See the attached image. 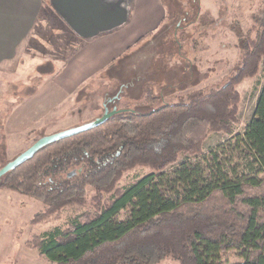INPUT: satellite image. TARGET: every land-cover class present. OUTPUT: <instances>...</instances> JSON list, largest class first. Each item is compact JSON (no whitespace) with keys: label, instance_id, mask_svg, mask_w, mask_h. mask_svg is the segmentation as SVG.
I'll return each instance as SVG.
<instances>
[{"label":"trees","instance_id":"16d2710c","mask_svg":"<svg viewBox=\"0 0 264 264\" xmlns=\"http://www.w3.org/2000/svg\"><path fill=\"white\" fill-rule=\"evenodd\" d=\"M190 1L198 9V0ZM218 2L225 6V0ZM176 10L162 19L168 21L164 34L181 29ZM48 14L46 6L38 23ZM252 17L246 31L237 18L231 23L240 55L222 85L145 112L116 108L102 124L43 146L0 177V188L42 204L32 224L55 223L64 211L75 215L62 227L31 234L26 247L54 264H156L167 258L177 264H222L229 251L238 257L229 264H264V0ZM258 71L261 81L243 134L202 154L209 133L233 134L235 86ZM120 93L106 96L103 107ZM159 99L146 92L143 104ZM181 154L194 158L177 162ZM135 167L150 172L117 187ZM87 187L94 190L91 209ZM125 209V218L118 219Z\"/></svg>","mask_w":264,"mask_h":264},{"label":"rangeland","instance_id":"374dc122","mask_svg":"<svg viewBox=\"0 0 264 264\" xmlns=\"http://www.w3.org/2000/svg\"><path fill=\"white\" fill-rule=\"evenodd\" d=\"M171 3L174 5V0L162 2L166 10L165 15L177 9V16L181 19L176 21L182 23L179 32L164 34L168 27V21L165 19L153 29L152 36L116 57L95 75L88 77L80 89L71 95L70 114L66 113L65 108L64 114L47 118L48 115L45 116L43 111H39L35 116L39 119L45 117L48 119L47 123L42 122L39 126L38 123H33L35 121L18 123L11 115L16 112L13 111L14 105L24 99L20 90L27 83L35 84L37 67L39 71L52 67L36 66L38 55L65 58V55L71 54L76 48L73 43L62 49L65 43L60 41L66 42L67 37L62 32L56 34L55 28L53 33H49V26L54 27L56 23L54 24L52 16L48 14L29 42L28 51L22 55V62L12 69L9 67L5 73H0V167L37 138L101 116L105 97H114L120 90V98L108 106L109 110L127 106L145 112L164 102L176 101L188 92L222 85L240 55L234 32L230 30L231 23L237 18L241 30L246 31L254 24L252 15L261 7L262 0H247L241 3L231 0L230 6L226 1L223 6L218 0H198V9L196 3L190 0H178L174 5L176 7ZM183 17L189 18V21L182 20ZM77 39L82 40L79 37ZM179 44L181 48H178ZM261 75V71H258L255 76L246 77L235 86L239 102L236 114L238 123L233 126L234 132L231 136L221 132L209 133L203 141L202 154H207L235 134H243L246 122L253 112ZM37 79L42 80V77ZM146 92L160 99L152 106H145L143 99ZM4 94L6 96H3ZM187 157L194 158L181 154L177 162ZM74 169L79 171L78 167ZM171 169L172 167L168 168ZM149 172L147 167H135L123 174L117 187H123ZM86 194L87 207L91 209L93 188L87 187ZM41 209L43 206L37 199L0 188V264H54L39 255L36 248L26 247L25 241L33 233L42 234L55 227H62L75 215L64 211L62 219L55 223L32 224L31 219ZM126 215L125 209L117 218L124 219ZM222 259V264H229L238 260V257L235 251H229ZM156 264L177 262L167 258Z\"/></svg>","mask_w":264,"mask_h":264},{"label":"crops","instance_id":"0c3cea01","mask_svg":"<svg viewBox=\"0 0 264 264\" xmlns=\"http://www.w3.org/2000/svg\"><path fill=\"white\" fill-rule=\"evenodd\" d=\"M225 1L230 6L231 0ZM237 1L241 3L247 0ZM46 6L50 10L54 24L56 23V26L49 27V30L51 29L49 33H53L55 28L56 34L62 32L66 35V42L60 41L62 44L65 43L63 50L73 43L76 44V48L71 54L65 55V58L38 55L36 66L52 67L41 70L42 72L37 67L35 84L27 83L20 90L24 99L14 105L13 111L16 112L11 115L18 123L21 121L27 124L35 121L33 123H38L39 126L46 122L48 119L45 117L39 119L35 116L39 111H43L45 116L48 115L47 118L50 116L53 118L55 114H64L65 108L66 113L70 114L73 92L80 89L88 77L95 75L116 57L128 51L140 37L153 32L166 13L162 0H132L129 20L124 26L88 40H80L45 0H0V73H5L9 67L12 69L22 62V55L28 51L29 42L42 25L38 23V19ZM41 77L42 80L37 79ZM29 87L34 89L28 90ZM28 91L30 93L27 94ZM10 121L11 118L8 122Z\"/></svg>","mask_w":264,"mask_h":264},{"label":"water","instance_id":"95a60500","mask_svg":"<svg viewBox=\"0 0 264 264\" xmlns=\"http://www.w3.org/2000/svg\"><path fill=\"white\" fill-rule=\"evenodd\" d=\"M47 5L79 38L88 40L124 26L132 0H45ZM117 109L104 108L103 114L80 125L37 138L25 150L0 167V177L30 159L43 146L102 124Z\"/></svg>","mask_w":264,"mask_h":264},{"label":"flooded vegetation","instance_id":"af4514ba","mask_svg":"<svg viewBox=\"0 0 264 264\" xmlns=\"http://www.w3.org/2000/svg\"><path fill=\"white\" fill-rule=\"evenodd\" d=\"M118 95V93L116 94V96ZM116 96H114V97H116Z\"/></svg>","mask_w":264,"mask_h":264}]
</instances>
